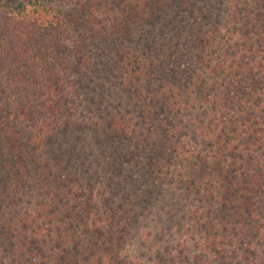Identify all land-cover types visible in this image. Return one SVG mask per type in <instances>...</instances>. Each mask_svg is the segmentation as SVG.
<instances>
[{
    "label": "trees",
    "instance_id": "trees-1",
    "mask_svg": "<svg viewBox=\"0 0 264 264\" xmlns=\"http://www.w3.org/2000/svg\"><path fill=\"white\" fill-rule=\"evenodd\" d=\"M47 1L79 5L84 37L105 39L132 33L165 0ZM229 9L230 23L196 38L185 87L167 88L171 108L196 117L159 172L186 201L177 236L142 263L127 209L42 155L80 110L83 38L45 2L0 0V264H264V0ZM128 74L130 84L146 76L140 64Z\"/></svg>",
    "mask_w": 264,
    "mask_h": 264
},
{
    "label": "rangeland",
    "instance_id": "rangeland-1",
    "mask_svg": "<svg viewBox=\"0 0 264 264\" xmlns=\"http://www.w3.org/2000/svg\"><path fill=\"white\" fill-rule=\"evenodd\" d=\"M39 1L67 19L91 59L80 76L77 116L44 138L42 155L67 164L72 174L127 209L131 256L147 263L160 240L177 236L186 197L159 172L196 118L171 108L167 88L188 83L196 70L194 42L201 32L230 23L229 0H165L132 33L105 39L84 37L80 23L86 16L79 5ZM136 64L146 76L130 84L128 73ZM4 173L0 148V180Z\"/></svg>",
    "mask_w": 264,
    "mask_h": 264
}]
</instances>
